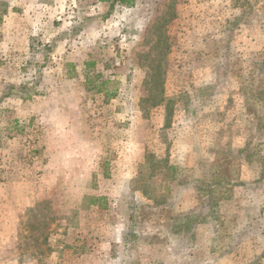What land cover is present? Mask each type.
I'll use <instances>...</instances> for the list:
<instances>
[{"label": "rangeland", "instance_id": "1", "mask_svg": "<svg viewBox=\"0 0 264 264\" xmlns=\"http://www.w3.org/2000/svg\"><path fill=\"white\" fill-rule=\"evenodd\" d=\"M0 264H264V0H0Z\"/></svg>", "mask_w": 264, "mask_h": 264}, {"label": "trees", "instance_id": "2", "mask_svg": "<svg viewBox=\"0 0 264 264\" xmlns=\"http://www.w3.org/2000/svg\"><path fill=\"white\" fill-rule=\"evenodd\" d=\"M103 1H106V2H109L111 5L118 2L122 5H132L134 3L135 0H103ZM93 205H96L95 202L92 201Z\"/></svg>", "mask_w": 264, "mask_h": 264}]
</instances>
